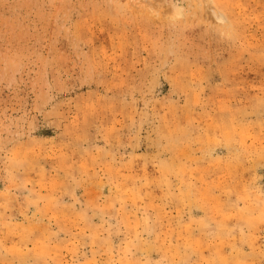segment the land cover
<instances>
[{"label":"rangeland","instance_id":"374dc122","mask_svg":"<svg viewBox=\"0 0 264 264\" xmlns=\"http://www.w3.org/2000/svg\"><path fill=\"white\" fill-rule=\"evenodd\" d=\"M0 264H264V0H0Z\"/></svg>","mask_w":264,"mask_h":264}]
</instances>
